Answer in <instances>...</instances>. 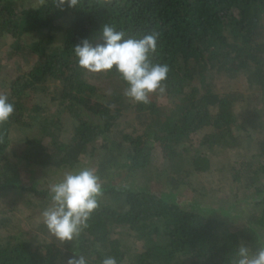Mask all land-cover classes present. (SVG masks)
Instances as JSON below:
<instances>
[{
    "label": "trees",
    "instance_id": "trees-1",
    "mask_svg": "<svg viewBox=\"0 0 264 264\" xmlns=\"http://www.w3.org/2000/svg\"><path fill=\"white\" fill-rule=\"evenodd\" d=\"M104 23L126 38L158 33L150 60L169 67L167 111L150 101L157 94L146 104L126 98L114 71L100 73L116 83L109 95L83 87L96 73L77 66L72 46L101 42ZM0 95L14 105L0 123V231L12 232L0 233V264H65L73 246L89 264L106 255L117 264H230L238 244H264V0H79L63 11L54 0H0ZM128 113L135 127H122ZM35 127L40 138L24 139L27 181L6 150L13 132ZM233 152L237 161L224 163ZM152 157L174 173L156 167L151 176ZM77 167L95 169L102 193L74 245L55 240L42 222L33 236L50 238L42 245L18 228L14 235L10 223L24 211L14 200L33 197L40 213L48 185ZM221 171L231 194L210 187L207 201L218 190L229 195L208 204L181 194ZM137 174L149 183L123 182Z\"/></svg>",
    "mask_w": 264,
    "mask_h": 264
},
{
    "label": "clouds",
    "instance_id": "clouds-1",
    "mask_svg": "<svg viewBox=\"0 0 264 264\" xmlns=\"http://www.w3.org/2000/svg\"><path fill=\"white\" fill-rule=\"evenodd\" d=\"M55 8L78 9L79 0H54ZM100 41L93 44L87 38L72 46L77 66L92 73L114 71L126 87L123 94L133 103H148L152 94L165 92L164 82L169 67L153 63L150 56L157 50L158 33L128 36L111 23L99 28ZM14 105L0 95V123L7 122ZM48 203L40 211V219L51 237L60 242H73L87 227V221L98 207L102 185L95 169L84 167L66 171L48 185ZM65 264H89L73 246L68 250ZM99 264H117L113 256H103ZM230 264H264V244L254 250L238 244Z\"/></svg>",
    "mask_w": 264,
    "mask_h": 264
},
{
    "label": "rangeland",
    "instance_id": "rangeland-1",
    "mask_svg": "<svg viewBox=\"0 0 264 264\" xmlns=\"http://www.w3.org/2000/svg\"><path fill=\"white\" fill-rule=\"evenodd\" d=\"M10 66L13 67L14 65H16L14 62H9ZM87 77L86 79V83L83 87L85 88H93L96 89L97 92H102L103 94L109 95L113 89H115L116 87V83L113 79H111L110 77L104 75V74H100V73H96V76H85ZM234 87L236 89H238L240 92H244L245 90V81L243 78H237L234 81ZM154 98V99H153ZM150 99L155 101L157 106H161L165 111H167L168 108V102H166V100L163 98V96L161 94H157L155 97H153ZM51 110H54L56 112V106L51 107ZM134 115L131 113L126 114L124 117H122L121 119V124L122 127H124L126 124L128 126H133L134 125V121H133ZM136 126V124L134 125V127ZM130 130L133 129V127H129ZM40 130L39 127H35L33 130L30 131H26L24 129L22 130H17L16 132L12 133V138L14 139V142L11 143L10 146H8L6 152L8 154L7 159L10 163V165L14 166L17 169L18 174L20 175V177L22 179H25L27 181H29L31 179V176L33 174V170L32 167L29 163V157L26 156V154H28L30 152V148L31 146L28 145L26 143V141H24V139L27 140H33L35 138H40ZM240 141V139H239ZM253 153H257L255 151V149L253 148ZM237 161V157L235 156L234 152L227 154V159L224 161V163L226 162H236ZM162 160L160 161L159 159H156L152 157V161H151V165H150V175H157L156 172V167L160 168L159 171H161L162 169L165 171V173L167 174H173L175 169L170 168L168 165V162L165 163H161ZM220 165L215 166L217 169L221 168V164L223 163V161H219ZM187 163L183 164V169L187 170ZM80 169V167H77L74 170H78ZM224 177L226 178L227 176H225V173L223 171L221 172H216L213 173L212 176H207L205 178H199L196 179L194 181V183H192L193 181H189L191 183V187L189 186L188 189L185 186L183 188V190L181 191V194H183L184 196L190 197L193 202H201V203H206L208 204V202L210 201V203H215V201L217 199H220L221 197H224L226 195L231 194L233 191L230 188V186L232 187L233 185H228L225 180ZM193 180V179H192ZM123 182L126 183H131L134 186H146L149 182L148 179L146 177V175H127L123 178ZM188 185V184H187ZM160 187V189H162V186H158ZM214 188L217 189L219 187L223 188V191H226L229 194H226L224 192H220V190L216 191L213 193L212 197L209 199L208 201L207 196L206 195V191L209 188ZM193 188L196 189H200L198 192L194 191ZM226 194V195H225ZM11 197L7 198L10 199ZM14 203L16 205L19 206L20 209L24 210L21 211V213H15L14 214V218L12 219L10 226H16V227H12L13 228V234L20 236L18 234L17 228L19 230H21L22 232H26V235H22L20 237H23L25 239H27L32 245L35 244H39L42 245L44 242H48L50 241V238H46L45 240H42V242H36L33 239V236L35 234L38 233L36 227H37V223L41 222L40 219V213L38 211V209H34L33 207L39 204V201L33 197L27 196L22 194L20 196V198H16L14 200ZM40 209V208H39ZM29 215V218H27ZM0 233L2 235H8V234H12V232H4L3 230L0 231ZM184 264H189V262H185Z\"/></svg>",
    "mask_w": 264,
    "mask_h": 264
}]
</instances>
